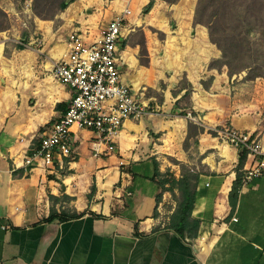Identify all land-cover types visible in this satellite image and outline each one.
<instances>
[{
  "label": "crops",
  "instance_id": "obj_1",
  "mask_svg": "<svg viewBox=\"0 0 264 264\" xmlns=\"http://www.w3.org/2000/svg\"><path fill=\"white\" fill-rule=\"evenodd\" d=\"M148 1L129 10L122 23L119 72L132 93L141 94L144 106L157 112L125 121L114 151L101 157L91 151L92 134L72 128L73 156L54 157L52 168L23 167L24 157L63 116L73 93L43 76L62 55L69 32L88 30L96 39L122 8L97 24L95 33L83 25L80 7L67 17L74 10L68 7L53 21L33 17L27 48L21 51L15 49L18 42L0 33V264H264V178L245 179L246 159L239 167L240 152L207 133L221 124L208 123L214 120L216 101L209 92L216 97L217 83H224L218 80L223 74L208 70L210 57L216 55L209 50L207 32L202 27L190 36H169L160 30L159 38L143 30L146 52L140 51L126 39ZM72 23L79 26L69 30ZM170 39L186 46L170 53ZM204 75L213 78L208 89L202 85ZM187 109L204 130L197 137L196 155L183 149L187 120L173 115ZM227 121L234 129L253 132L250 123ZM170 159L197 175L190 217L198 223L193 239L170 227L180 179V168ZM237 174L232 210L229 194ZM50 214L55 216L52 222L46 221Z\"/></svg>",
  "mask_w": 264,
  "mask_h": 264
},
{
  "label": "built area",
  "instance_id": "obj_2",
  "mask_svg": "<svg viewBox=\"0 0 264 264\" xmlns=\"http://www.w3.org/2000/svg\"><path fill=\"white\" fill-rule=\"evenodd\" d=\"M129 13L124 9L115 15L93 40L88 30L68 33L64 51L52 65L51 74L56 82L72 90V96L63 116L42 133L39 147L24 157L23 167L52 168L54 157L72 155V128L92 134L90 148L94 157L112 153L124 122L143 118L144 104L122 81L119 72L122 61L118 41ZM186 119L199 124V118L192 119L190 113ZM213 133L217 141L244 154L248 164L243 171L245 179L264 178V137L227 127L213 129Z\"/></svg>",
  "mask_w": 264,
  "mask_h": 264
},
{
  "label": "trees",
  "instance_id": "obj_3",
  "mask_svg": "<svg viewBox=\"0 0 264 264\" xmlns=\"http://www.w3.org/2000/svg\"><path fill=\"white\" fill-rule=\"evenodd\" d=\"M23 4L24 0H18ZM76 0H60L55 12L50 17L42 14V8H49L54 0H32L31 12L32 17L28 20L27 28L21 32L20 42L15 46L17 51H21L28 43L30 33L34 28L33 17L40 20H54L56 16L64 12L68 6ZM111 1V0H103ZM156 0H149L142 9V15L151 11ZM167 5L176 4L179 0H161ZM42 5V6H41ZM22 7V5H20ZM203 26L207 31L210 44L220 52V60L212 61L208 69H216L215 64L220 63L221 67L227 70V76L231 80L234 76L245 74L243 81H252L257 78L264 79V0H197L194 15L193 26ZM7 15L0 9V33L8 30ZM144 52V39L141 43ZM7 54V51H6ZM147 64L146 62H144ZM212 79V78H211ZM163 88V86H161ZM188 89L184 96L189 94ZM60 106L57 105L56 109ZM204 130L191 122H187V136L183 143V149L188 151V142L193 141L195 155L197 154L196 146L197 137ZM214 136L213 132H208ZM151 137L156 135L149 133ZM245 156L243 153L239 157V167L244 163ZM180 168V179L178 183V200L176 208L171 217V229L182 238H195L198 223L190 221L191 212L195 201V185L197 175L189 172L188 166L184 163L170 159ZM22 175V173H21ZM15 176V174H14ZM238 177L233 183L229 194V204L232 210L236 206ZM94 186L91 187V193ZM75 216V215H73ZM50 214L46 221L54 220Z\"/></svg>",
  "mask_w": 264,
  "mask_h": 264
},
{
  "label": "rangeland",
  "instance_id": "obj_4",
  "mask_svg": "<svg viewBox=\"0 0 264 264\" xmlns=\"http://www.w3.org/2000/svg\"><path fill=\"white\" fill-rule=\"evenodd\" d=\"M59 1L60 0H54V2L49 8H42L43 16H52L56 10ZM114 1L115 0H76L68 6H73V12L67 13L65 14V16L70 17L74 15L75 11L78 9V7H80V10L84 13L83 18L86 21V23H84L83 25L93 27L91 29L95 33L98 30L97 24L101 26L102 24L107 22L111 17L117 14L118 7L122 8V11L124 9H128L131 11L141 5V0H127L124 3L122 0H120L119 2ZM31 2L32 0H24L22 4L18 0H0V9L7 15V25L9 28L8 30L1 32L3 33L2 35L8 37L10 40H15L18 43L20 42L19 40L21 32L27 28V22L30 19L29 17L32 16ZM118 3H121V5ZM196 3L197 0H179L176 4L173 5L155 2V11H153L151 14L147 13L145 16L139 13L137 17L139 25L137 27H134L135 31L133 33H128L126 39L128 44L130 43V45H133V43H137L140 46V51L142 50L144 52L143 47L141 48V43L143 42V30H146L147 33L151 32L153 34H156L159 38H163L160 30L167 31L169 36H190V31L195 32V29L197 31L202 30L203 26H192V29L189 26L190 21L193 20ZM20 5H22V7H20ZM65 11L62 12V14H64ZM147 21L150 23V25H145L144 22ZM76 26L79 25H77L76 23H72V25H70L68 28L70 30ZM26 45L25 48H27ZM185 46V44L178 45L176 40L170 39L168 43V50L170 53H178ZM209 50H211L216 55V57H210L208 66L212 61L220 60V52L215 48V46L213 47L212 44H209ZM141 62H143V59H141ZM215 66L216 69L211 70H214L217 76L223 74V77L218 78V80H220V82H222L221 80H223L224 83H221V86H219V84L217 83V90L216 92H214L217 95L216 97L212 96L213 94L209 92L210 99L216 98V101L214 102L215 104H213V107H215V111L213 114L214 120H208V123L210 125H213L215 124V121H219L221 124L220 126L211 127L207 131V133L213 132V129L221 127L234 128L231 125L230 121H227L232 119L233 122L239 120L241 122L250 123L253 130L252 133L254 135H258L259 138H263L264 79L257 78L252 81H243L245 74H242L240 76H234L231 80L228 78L227 81L226 77L228 76L226 68L221 67L220 63L215 64ZM28 73H30V70L28 71ZM30 76V74L26 75L25 78H30ZM43 77L47 78L48 82H53L51 72H49L47 76ZM211 78L212 77L210 76L207 77V75H204V83L202 85L205 89H208L211 85L213 81V78ZM139 94L140 93L137 94L138 100H140ZM229 106H231L230 112L226 110ZM220 107L225 108V111H218V109H216ZM145 112L156 113L157 110L155 108H151L149 104H145ZM188 113L191 114L192 119L198 120V117L192 114L189 109H187L186 111L175 112V114L173 113V115H178L174 116L175 119L181 118L185 120ZM186 120L187 122H191L192 124L196 125L195 121L189 119ZM247 132L250 131L247 130ZM211 137L215 138L214 136ZM218 143L223 144L221 141H219ZM188 147L189 154H195L192 140L188 142ZM70 157L71 155L68 158L71 159Z\"/></svg>",
  "mask_w": 264,
  "mask_h": 264
},
{
  "label": "water",
  "instance_id": "obj_5",
  "mask_svg": "<svg viewBox=\"0 0 264 264\" xmlns=\"http://www.w3.org/2000/svg\"><path fill=\"white\" fill-rule=\"evenodd\" d=\"M88 12H90V11H88ZM241 154V152L239 153V155Z\"/></svg>",
  "mask_w": 264,
  "mask_h": 264
}]
</instances>
